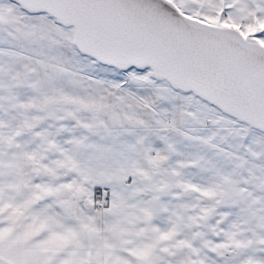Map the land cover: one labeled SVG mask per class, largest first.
Listing matches in <instances>:
<instances>
[{
    "label": "snow or ice",
    "instance_id": "1",
    "mask_svg": "<svg viewBox=\"0 0 264 264\" xmlns=\"http://www.w3.org/2000/svg\"><path fill=\"white\" fill-rule=\"evenodd\" d=\"M0 264H264V0H0Z\"/></svg>",
    "mask_w": 264,
    "mask_h": 264
}]
</instances>
